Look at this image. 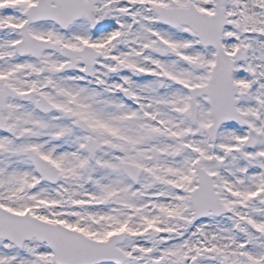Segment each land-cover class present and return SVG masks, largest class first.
<instances>
[{
  "label": "snow or ice",
  "instance_id": "obj_1",
  "mask_svg": "<svg viewBox=\"0 0 264 264\" xmlns=\"http://www.w3.org/2000/svg\"><path fill=\"white\" fill-rule=\"evenodd\" d=\"M0 264H264V0H0Z\"/></svg>",
  "mask_w": 264,
  "mask_h": 264
}]
</instances>
